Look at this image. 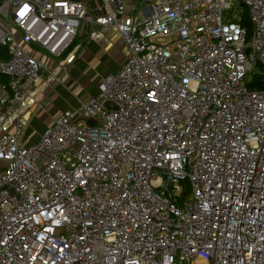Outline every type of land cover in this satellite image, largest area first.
<instances>
[{
    "label": "built area",
    "instance_id": "2783aa9c",
    "mask_svg": "<svg viewBox=\"0 0 264 264\" xmlns=\"http://www.w3.org/2000/svg\"><path fill=\"white\" fill-rule=\"evenodd\" d=\"M96 1L0 3V264H264V0ZM83 25L125 59L25 146Z\"/></svg>",
    "mask_w": 264,
    "mask_h": 264
},
{
    "label": "crops",
    "instance_id": "0c3cea01",
    "mask_svg": "<svg viewBox=\"0 0 264 264\" xmlns=\"http://www.w3.org/2000/svg\"><path fill=\"white\" fill-rule=\"evenodd\" d=\"M80 1L84 2V0ZM126 1L129 5L135 2V0ZM86 6L91 9V5ZM70 50L74 52V61L59 75L62 78L65 76L64 73L66 75L70 73V78L65 77L64 86L62 87V83L50 82L47 76L34 86L35 106L23 115L26 127L22 143L25 146L36 142L44 129L52 125L63 112L75 108L79 101H87L95 97L99 81L117 73L125 59L124 46L113 30L106 31L100 41L94 42L88 38L87 26L84 25L78 31ZM25 51L30 52L33 57L51 69L55 67V61L43 51L30 47H25ZM55 99L59 100L57 108L54 112H51L52 109L48 112L47 108L52 107L50 101ZM37 117L42 118L44 124L39 133L29 140L28 124Z\"/></svg>",
    "mask_w": 264,
    "mask_h": 264
},
{
    "label": "rangeland",
    "instance_id": "374dc122",
    "mask_svg": "<svg viewBox=\"0 0 264 264\" xmlns=\"http://www.w3.org/2000/svg\"><path fill=\"white\" fill-rule=\"evenodd\" d=\"M85 4L89 6L91 5V9L98 7V2L96 0H84ZM64 77L61 78V85L62 87L64 86V80L65 77L70 78V73L66 75V73H64ZM66 82V81H65ZM60 87V86H58ZM69 95V94H68ZM71 96V94L69 95ZM67 96V97H69ZM51 106L52 107H48L47 111L49 112L51 109V112L55 111V108H57L58 104H59V100L55 99L53 101H50ZM44 124V120L40 117L34 118L33 120H31L28 124V134L27 137L30 136L29 140L32 139L34 136H36V134L39 133V131L42 129V126Z\"/></svg>",
    "mask_w": 264,
    "mask_h": 264
},
{
    "label": "trees",
    "instance_id": "16d2710c",
    "mask_svg": "<svg viewBox=\"0 0 264 264\" xmlns=\"http://www.w3.org/2000/svg\"><path fill=\"white\" fill-rule=\"evenodd\" d=\"M2 0H0L1 3ZM244 25L248 26L246 19L244 20ZM8 56L5 52V50L3 48L0 47V60H5L7 59ZM7 83V78L0 76V84H6ZM257 89L259 90H264V86L263 85H257L256 86Z\"/></svg>",
    "mask_w": 264,
    "mask_h": 264
},
{
    "label": "water",
    "instance_id": "95a60500",
    "mask_svg": "<svg viewBox=\"0 0 264 264\" xmlns=\"http://www.w3.org/2000/svg\"><path fill=\"white\" fill-rule=\"evenodd\" d=\"M109 106H110V105H109V104H107V103H106V104H104V107H106V108H107V107H109Z\"/></svg>",
    "mask_w": 264,
    "mask_h": 264
}]
</instances>
